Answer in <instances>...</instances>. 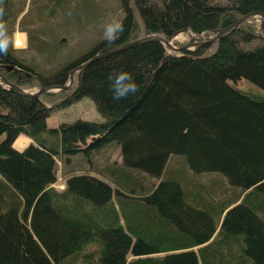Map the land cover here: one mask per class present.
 I'll return each mask as SVG.
<instances>
[{"label": "trees", "instance_id": "16d2710c", "mask_svg": "<svg viewBox=\"0 0 264 264\" xmlns=\"http://www.w3.org/2000/svg\"><path fill=\"white\" fill-rule=\"evenodd\" d=\"M11 3L0 0V23ZM128 3L118 39L73 63L42 73L10 42L0 64L21 69L8 73L16 85L65 84L88 58L138 38L136 13L144 35L184 28L180 0ZM253 11L264 13V0H190L189 28L222 29ZM208 47L176 57L150 41L87 65L56 106L90 98L100 122L50 128L39 98L0 88V264H264V41L241 26L204 55ZM119 70L132 72L138 88L116 100L108 76ZM20 135L33 143L18 151ZM109 145L119 148L121 165L52 187L57 157L87 159ZM171 156L180 160L178 178L163 176Z\"/></svg>", "mask_w": 264, "mask_h": 264}, {"label": "rangeland", "instance_id": "374dc122", "mask_svg": "<svg viewBox=\"0 0 264 264\" xmlns=\"http://www.w3.org/2000/svg\"><path fill=\"white\" fill-rule=\"evenodd\" d=\"M128 5H132V0H129ZM9 8L7 23L4 26L7 27V24L11 26L10 42L14 49L13 52L18 58L24 59L27 64L35 65L36 70H44L42 73L53 72L95 50L105 40L104 25L109 21L120 20L123 12L122 0H12ZM135 19L138 22L135 36L139 38L144 34L137 13ZM263 23L264 17L256 15L245 20L242 26H249L258 35ZM18 33L24 35L22 46H17L14 42ZM195 36L193 33L178 34L172 39V45L183 53L195 52L203 46L195 49V44L190 39ZM184 45H187L186 50H182ZM205 45L209 47L203 54L208 55L215 50L217 42ZM165 50L168 55H175L172 50L168 48ZM26 72L31 74V71ZM10 79L15 83L14 79ZM69 79L70 74L66 83ZM76 80L75 74L68 89L52 90L39 97L44 106L50 108V117L47 119L48 127L57 128L62 123H70L77 119L96 122L103 120L94 102L87 97L70 104L56 106L62 99L72 94L76 87ZM18 86L24 91L36 92L40 84L32 78V82H24V85ZM237 87L248 89V84L239 82ZM19 138L26 140L23 146L17 145L16 141ZM45 138L52 144H56V140L50 134L46 133ZM17 139L12 145L18 148L28 146L31 140L24 135L18 136ZM83 157V155L72 156L65 162L59 157L56 158V182L52 186L56 191L64 189L69 176L90 173L99 177L103 175L97 173L107 172L110 165H121L119 148L114 145L99 149L97 152L90 151L87 159ZM180 166L179 158L171 156L163 176H169ZM109 173L113 178L118 176V171L114 169ZM179 174L180 172H177L174 175L177 177ZM145 180L144 182L147 183L148 179ZM154 180L156 181L155 178ZM177 180L180 181V179Z\"/></svg>", "mask_w": 264, "mask_h": 264}, {"label": "water", "instance_id": "95a60500", "mask_svg": "<svg viewBox=\"0 0 264 264\" xmlns=\"http://www.w3.org/2000/svg\"><path fill=\"white\" fill-rule=\"evenodd\" d=\"M190 0H180L181 5H182V10H183V20H184V28L182 30H179L177 32H175L173 35L169 36V37H165L161 34H148V35H144L141 36L139 38H136L134 40H131L127 43H124L122 45L116 46L112 49H109L105 52L96 54L90 58H88L87 60H85L84 62H82L81 64H79L78 66H76L74 69L71 70L70 74V79L68 81V83L65 84H43L40 85L39 89L36 92H27L24 91L22 89H20V87L18 85H16L7 74L0 72V88L8 90L10 92L19 94L21 96L24 97H28V98H39L43 93L45 92H49L52 90H65L68 89L72 83L73 80V76L76 74V86L78 84V80H79V76L81 74V72L85 69V67L87 65H89L90 63H92L95 60H98L100 58H104L106 56H109L111 54H115L123 49L132 47V46H136L142 43H146V42H150V41H157L159 43H161L163 45L164 48H168L169 50H172L176 57L179 56H185L187 55L186 53H183L182 51L176 49L173 45H172V39L174 37H176L178 34L181 33H192L190 31L189 28V18H188V2ZM263 16L264 17V13L260 12V11H253L247 15L241 16L239 19H237L234 23H232L231 25H229L228 27L222 28V29H213V30H209L206 31L202 34H195V37H191L190 39L193 40V43L195 44V49L199 48L202 45L205 44H210L212 42H217L220 40L221 37H223L224 35L230 33L231 31L239 28L242 26V24L245 22V20L249 19V18H253V16ZM194 34V33H193ZM261 40L264 41V23L261 24L260 29H259V33L257 35ZM187 45L182 46V50H186ZM0 67L2 69H5L6 71H10V70H14L15 72L20 71L19 68L15 67L14 65H6V64H0Z\"/></svg>", "mask_w": 264, "mask_h": 264}, {"label": "clouds", "instance_id": "9594fccd", "mask_svg": "<svg viewBox=\"0 0 264 264\" xmlns=\"http://www.w3.org/2000/svg\"><path fill=\"white\" fill-rule=\"evenodd\" d=\"M123 29L124 24L122 20L116 19L109 21L104 25V38L109 41H114L118 39ZM10 40L11 38L6 27L3 23H0V54H7ZM108 80L110 82L109 88L111 95L116 100L128 97L130 94L135 93L138 88L132 72L128 70H119L114 74L109 73Z\"/></svg>", "mask_w": 264, "mask_h": 264}, {"label": "bare ground", "instance_id": "6f19581e", "mask_svg": "<svg viewBox=\"0 0 264 264\" xmlns=\"http://www.w3.org/2000/svg\"><path fill=\"white\" fill-rule=\"evenodd\" d=\"M23 41H24L23 34H21V33L16 34L15 44L17 46H20V45H22ZM24 141H26V140H24ZM22 142H23V140L21 138L17 139V141H16L17 145H19V146H22Z\"/></svg>", "mask_w": 264, "mask_h": 264}, {"label": "flooded vegetation", "instance_id": "af4514ba", "mask_svg": "<svg viewBox=\"0 0 264 264\" xmlns=\"http://www.w3.org/2000/svg\"><path fill=\"white\" fill-rule=\"evenodd\" d=\"M20 71H21V69H20ZM20 71L15 72L14 70H10V71H6L5 69L1 70V72L5 73L7 75H8V73H12L14 76H19L21 74Z\"/></svg>", "mask_w": 264, "mask_h": 264}, {"label": "crops", "instance_id": "0c3cea01", "mask_svg": "<svg viewBox=\"0 0 264 264\" xmlns=\"http://www.w3.org/2000/svg\"><path fill=\"white\" fill-rule=\"evenodd\" d=\"M23 38H24V35H23ZM15 42V41H14ZM22 45H24V41H23V43H22ZM22 45H20V46H22ZM18 138V137H17ZM26 141H24L23 140V142H22V146L24 145V143H25ZM30 143H32V141L30 140ZM29 145V144H28ZM13 146V148L14 149H16V150H18V151H21V150H23L25 147H23V148H18V147H16L15 145H12Z\"/></svg>", "mask_w": 264, "mask_h": 264}]
</instances>
